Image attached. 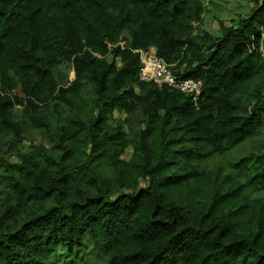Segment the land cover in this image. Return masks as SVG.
Segmentation results:
<instances>
[{
  "label": "trees",
  "instance_id": "16d2710c",
  "mask_svg": "<svg viewBox=\"0 0 264 264\" xmlns=\"http://www.w3.org/2000/svg\"><path fill=\"white\" fill-rule=\"evenodd\" d=\"M253 2L212 35L195 32L204 0H0V264H264V152L231 162L226 189L203 166L264 136ZM151 48L201 84L195 101L139 80L134 51ZM25 127L42 138L27 152Z\"/></svg>",
  "mask_w": 264,
  "mask_h": 264
},
{
  "label": "rangeland",
  "instance_id": "374dc122",
  "mask_svg": "<svg viewBox=\"0 0 264 264\" xmlns=\"http://www.w3.org/2000/svg\"><path fill=\"white\" fill-rule=\"evenodd\" d=\"M254 0H204V15L202 23L196 27V33L206 32L212 35H217L219 33V26L223 24L228 26L232 20H235L239 15H244L249 12L251 7L254 5ZM54 78L57 80L60 86H69L74 79V74L72 66L70 63L63 62L59 64L54 69ZM92 100L91 88L85 86L77 100H74V105L77 107V111L82 113V115H89L90 101ZM19 109V108H18ZM20 110V109H19ZM21 115V112H17ZM67 112L63 111V115ZM113 121H109L114 125V121L123 125V131L129 134L130 138H133V133L137 132V128L140 123L136 121V118L126 119L125 114L114 113L112 116ZM128 120V121H127ZM24 138L20 144L23 152L31 150L33 147L38 146L42 143L41 135L38 131L31 129L30 127H25V132L23 133ZM130 151V150H129ZM263 153L264 152V136L256 138V140L246 141L243 145L237 148L233 153L224 156H214L211 160L206 161L204 165H207V170L210 172L212 180H217V184L221 186L222 189L228 188L230 185L234 184L229 181L228 178L230 171V163L237 161L238 159L246 156L248 153ZM14 152L10 153L6 150L4 151V157L9 158L13 161L15 159ZM233 181V180H232ZM197 183H193L191 188L195 190ZM207 186V185H206ZM204 186L203 188H205ZM210 188L212 184H209ZM263 194H259L257 197H262ZM77 264H97L99 263L94 257H89L84 260L78 259ZM52 264H67L65 259H60L58 261L53 260Z\"/></svg>",
  "mask_w": 264,
  "mask_h": 264
},
{
  "label": "built area",
  "instance_id": "2783aa9c",
  "mask_svg": "<svg viewBox=\"0 0 264 264\" xmlns=\"http://www.w3.org/2000/svg\"><path fill=\"white\" fill-rule=\"evenodd\" d=\"M140 68L138 77L141 82L151 83L158 88L167 87L189 95L193 101L200 94L201 84L193 80H181L173 76L169 67L155 55L153 48L148 51L137 50Z\"/></svg>",
  "mask_w": 264,
  "mask_h": 264
}]
</instances>
